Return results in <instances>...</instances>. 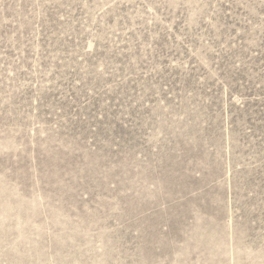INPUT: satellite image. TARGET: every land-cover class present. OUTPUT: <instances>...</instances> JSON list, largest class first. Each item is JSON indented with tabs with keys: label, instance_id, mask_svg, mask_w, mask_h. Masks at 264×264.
Returning <instances> with one entry per match:
<instances>
[{
	"label": "rangeland",
	"instance_id": "374dc122",
	"mask_svg": "<svg viewBox=\"0 0 264 264\" xmlns=\"http://www.w3.org/2000/svg\"><path fill=\"white\" fill-rule=\"evenodd\" d=\"M0 264H264V0H0Z\"/></svg>",
	"mask_w": 264,
	"mask_h": 264
}]
</instances>
